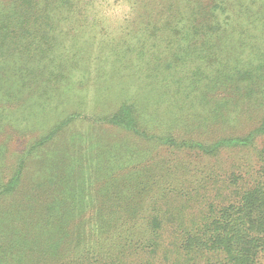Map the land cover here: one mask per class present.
I'll list each match as a JSON object with an SVG mask.
<instances>
[{
	"label": "trees",
	"instance_id": "trees-1",
	"mask_svg": "<svg viewBox=\"0 0 264 264\" xmlns=\"http://www.w3.org/2000/svg\"><path fill=\"white\" fill-rule=\"evenodd\" d=\"M117 1L0 0V77L7 75L22 90L20 94H12L10 87L0 83V148L5 154L7 138L3 135L10 126V120L6 121L8 116L17 106L28 102L39 103L40 99V103L52 104L53 100L44 99L46 88L68 81L70 70H65L68 63L74 65L83 57L92 56L87 55L89 46L106 32L104 25ZM225 3L234 9V18L242 20L246 14L248 22L245 26H235L239 27L236 41L230 33L234 28L231 24L223 31L216 27L205 49L199 47L205 43L206 22L194 25L199 10L179 15L181 18L177 20L185 19L190 27L182 32L175 30L174 20H166L154 33L156 24L147 16L141 24L147 27L152 23V28L138 40L165 37L159 46L143 53V61L138 66L128 56L132 47H125L120 54L129 60V70L128 75L122 74L123 79L131 75H139L143 82L149 79L157 90L148 91L146 97L157 96L142 104L121 90L117 97L122 102L114 112H108L96 96L85 105L87 111L69 110L40 147L54 136H63L71 124L80 123L85 117H89L88 122L111 123L124 133L143 130L148 137L153 134L145 129L155 125L158 110L181 105L178 118L187 119L192 111L197 114L200 109L205 113L204 108L214 104L210 121L214 118L217 123H227V115L220 112L227 99L220 96L224 92L213 87L229 77V70L223 71L225 67H233L229 71L232 76L244 77L239 67L247 55L254 54L264 60V12H261L264 0H226ZM170 6H166L167 11ZM184 31L185 39L181 38ZM178 36V41L183 39L187 44L185 54L180 57L176 52L181 42L178 44L174 39ZM164 52L168 57L165 58ZM210 57L213 61H209ZM211 65L215 66L212 70ZM213 92L214 98L221 100L213 103ZM62 95L59 93V99ZM62 104L57 108H68V104ZM205 115L204 119L208 117ZM223 128L226 132L229 123ZM217 130L222 135L212 141L168 142V158L158 163L161 174L156 186L145 192L139 189L124 199L111 190L113 183L123 189L127 185L116 181L123 180L117 173L125 148L123 141L109 135L114 140L104 139L95 150L88 152L77 145L76 152L81 157L74 163L73 155L65 152L62 156L67 157V162L57 158V165L63 166L61 173H45L48 185L55 191L45 204L56 201L57 213L47 220L46 230L35 239L36 247L27 244L26 252L24 238L15 230V225L11 224L12 231H9L0 221V263L6 258V250L16 249L20 254L9 253L17 258L16 264H26L27 257L30 260L27 264H40V261L32 262V253H37L41 261L54 264L53 254L57 255L66 243L62 237L70 234L73 250L85 254V264H261L264 261V145L257 148L255 144L259 137H264V121L243 134L224 135L219 127ZM247 150L254 154L252 158L241 156ZM225 154L228 162L219 160ZM52 160L56 163V157ZM109 193L121 199L118 207L122 209H113L117 216L122 213V219L116 224L120 222V227L129 224L131 231L134 227L143 228L142 232L111 236L113 231L107 229L113 218L109 213L113 211L109 212L107 200L103 201ZM128 217L132 219L127 220ZM91 242L94 246L97 244L95 253L84 251ZM48 245H53L55 252H49Z\"/></svg>",
	"mask_w": 264,
	"mask_h": 264
},
{
	"label": "rangeland",
	"instance_id": "rangeland-1",
	"mask_svg": "<svg viewBox=\"0 0 264 264\" xmlns=\"http://www.w3.org/2000/svg\"><path fill=\"white\" fill-rule=\"evenodd\" d=\"M225 2L226 0H118L117 6L114 11L110 12L109 19L104 25L107 28L106 32L97 36L89 46L87 55L92 54V56L83 57L74 65L68 63L65 68L66 71L70 70L68 81L53 83L46 88L47 95H44V99L53 100L52 104L40 103L39 99V103L28 102L17 106L16 110H13L15 112L8 116L6 121L10 120V126L3 135L5 139L7 138L5 145L8 152L5 154L0 148V221L7 226L9 231H12L10 225L14 224L18 234H22L24 238L23 251L26 252L27 244L30 243L32 247H36L35 239H38L46 230V225L49 223L47 220L57 213L56 201L50 205L45 204V201L53 197L55 193L48 185L45 173L46 171L51 175L56 172L61 173L63 166L57 165V158H60L62 163L67 162V157L62 156L65 152L73 155L72 163H74L81 157V154L76 152L80 148H83L84 152H88L95 150L104 139L114 140L115 138L123 141L125 148H123L122 163L117 172L123 180L120 178L121 182L118 179L116 181L120 184L124 181L127 185L123 189L113 183L114 186L111 190L116 192L119 198L124 199L130 197L133 192H138L139 189L145 192L149 187L156 186L155 182L161 174V166L158 163L160 164L168 158L169 150L166 146L168 142L178 144L183 140L212 141L218 135H222L218 133L217 127L220 129L219 132H225L223 127L229 123V128L224 135L226 133L243 134L264 121V60L258 59L252 54L246 56L245 62H240V72L244 77L232 76V71H229L233 70V67H225L223 71L229 70L227 72L230 74L229 77L219 81L213 87V90L220 89L221 92H224L220 96L227 99L220 110L221 113L227 115V123H225L226 121L217 123L214 118L210 121L209 117H213L211 111L214 110L212 108L214 104H209L204 108L207 109L205 113H201L200 109L197 114L192 111L187 119L185 117L178 118L181 105L158 110L159 113L154 118L156 121L153 122L155 125L145 129L153 134L148 137L142 133L143 130L124 133L114 128L111 123H102L99 120L88 122L89 117H85V120L80 123L71 124L67 128L66 134L54 136L52 141H48L40 147L48 135H53L51 130L66 118L69 110L87 111L86 107L96 96L102 100L101 103L108 112H114L120 106L122 101L117 97V93L121 90H125L123 94H127L129 97L135 96L141 103L150 101L157 96L152 94L148 98L146 97L148 91L157 90V88L154 89L155 85L150 84L149 79L143 82L138 78L139 75H131L129 78L123 79L122 73L127 74L129 70V60L121 58L120 54L125 47L131 46L133 50L128 56L133 60V65H140V62L143 61V53L151 50L153 46H159L160 40L165 37L158 40L156 38L153 41L146 38L138 40L141 36H146L147 31L152 28L153 22L156 24L152 29L154 33L160 28L159 25L166 20H174L177 31L190 30V27H187V25L189 26L188 21L177 20V18H181L180 14L189 15L194 10H199L197 11L198 20L194 22V25L200 24L203 20L206 22L203 38L205 43L199 49L206 48L216 27L223 31L229 24L234 27L230 33L233 41H236L237 30L246 25L248 17L245 14L242 20L234 18V9L228 7ZM169 5L171 6L167 11L166 6ZM147 16L152 23L146 27L141 22ZM133 17L137 18L136 21H133ZM237 24H240L238 28L235 27ZM128 32H132V34L126 36L125 34ZM182 36L184 38L185 31L181 38ZM177 38L179 39V36L174 38L175 41L178 44L181 43L176 56L180 57L185 54L187 44L186 40L178 41ZM139 54H141L140 59H138ZM163 54L165 58L168 57L166 52ZM209 61H213V58L210 57ZM150 66L154 65L151 63ZM210 68L212 70L215 66L211 65ZM6 76L4 74L3 78L0 77L2 86L10 87L12 94H20L21 86ZM99 89H104L106 92L99 91ZM59 93L63 94V100L59 99ZM215 95L213 92L212 100L208 98L213 103L221 100L219 97H217L218 99L214 98ZM62 103L68 104V108L58 109L57 107L63 106ZM205 114H208V117L204 119ZM109 135H113L114 138L110 139ZM74 140L76 142H73ZM77 145L79 149H77ZM255 145L257 148H261L264 145V137H259ZM256 152L257 150H254V153ZM235 153L233 154L236 155ZM241 156L252 158L254 154H250V150H247ZM54 157H56V163L52 160ZM220 159L228 162L227 154L219 156ZM106 200L109 212L113 209L119 211L120 208L122 209V206L118 207L121 204V199L116 198L115 194L109 193L106 198H103V201ZM109 214H113L110 227L107 229L110 231L111 228L113 231L111 236L124 235L131 231L129 224L121 225V227L120 222L116 224L118 220L122 219L121 212L118 216L114 211ZM130 219L132 218H127V220ZM4 229L5 226H3ZM142 231L143 228L134 227L131 232L137 234ZM62 238L66 243L62 245V250L57 255L53 254L54 264H85L83 261L85 254L83 256L82 253L73 250L72 236L67 234ZM17 239L20 237L17 236ZM93 242L84 247L85 252L87 250L94 252L97 249V244L94 246ZM48 246L49 252H55L53 245ZM6 252V258L1 260L0 264H16L17 258L12 257L14 255H9V253L18 254L20 250H6ZM10 257L12 258L8 260ZM31 257L32 262L36 260L40 261V264H48L46 261H41L37 253H32ZM197 260L200 261V258ZM25 262L26 264L30 262L28 257ZM261 264H264V261Z\"/></svg>",
	"mask_w": 264,
	"mask_h": 264
}]
</instances>
